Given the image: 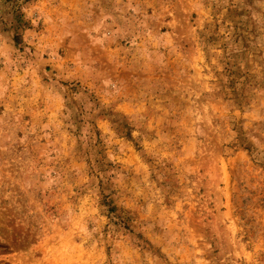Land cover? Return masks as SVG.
I'll return each instance as SVG.
<instances>
[{
	"label": "rangeland",
	"instance_id": "1",
	"mask_svg": "<svg viewBox=\"0 0 264 264\" xmlns=\"http://www.w3.org/2000/svg\"><path fill=\"white\" fill-rule=\"evenodd\" d=\"M0 264H264V0H0Z\"/></svg>",
	"mask_w": 264,
	"mask_h": 264
}]
</instances>
